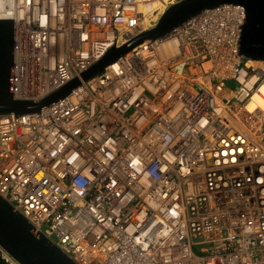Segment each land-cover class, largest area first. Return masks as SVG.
<instances>
[{"label":"built area","instance_id":"obj_1","mask_svg":"<svg viewBox=\"0 0 264 264\" xmlns=\"http://www.w3.org/2000/svg\"><path fill=\"white\" fill-rule=\"evenodd\" d=\"M174 1L0 0L11 96L77 81L0 112V196L76 264H264V63L240 52L243 5L89 74ZM0 264L19 263L0 247Z\"/></svg>","mask_w":264,"mask_h":264},{"label":"water","instance_id":"obj_2","mask_svg":"<svg viewBox=\"0 0 264 264\" xmlns=\"http://www.w3.org/2000/svg\"><path fill=\"white\" fill-rule=\"evenodd\" d=\"M234 2L243 5L245 19L240 34V52L250 60L264 63V0H177L161 14L153 28L130 40L120 48L110 51L89 72L99 68L147 38L160 37L170 32L189 17L205 8L221 3ZM13 22L0 19V112L25 113L39 111L56 99L64 96L77 84L71 81L47 98L33 102L15 99L9 91L12 58ZM0 247L19 264H76L51 239L36 231L29 221L0 196Z\"/></svg>","mask_w":264,"mask_h":264},{"label":"bare ground","instance_id":"obj_3","mask_svg":"<svg viewBox=\"0 0 264 264\" xmlns=\"http://www.w3.org/2000/svg\"><path fill=\"white\" fill-rule=\"evenodd\" d=\"M259 104H260V106H262V108L264 109V103L261 101V102H259ZM253 106H254V103H249V104H248L249 109L252 108Z\"/></svg>","mask_w":264,"mask_h":264},{"label":"rangeland","instance_id":"obj_4","mask_svg":"<svg viewBox=\"0 0 264 264\" xmlns=\"http://www.w3.org/2000/svg\"><path fill=\"white\" fill-rule=\"evenodd\" d=\"M226 83H227V85H228L229 87H234V86H235V84H234L233 81H227Z\"/></svg>","mask_w":264,"mask_h":264},{"label":"clouds","instance_id":"obj_5","mask_svg":"<svg viewBox=\"0 0 264 264\" xmlns=\"http://www.w3.org/2000/svg\"><path fill=\"white\" fill-rule=\"evenodd\" d=\"M174 2H176V1H174ZM174 2H173V3H174ZM171 4H172V3H171ZM168 6H169V5H168ZM168 6H167V7H168ZM164 11H165V10H164ZM157 21H158V20H157Z\"/></svg>","mask_w":264,"mask_h":264}]
</instances>
